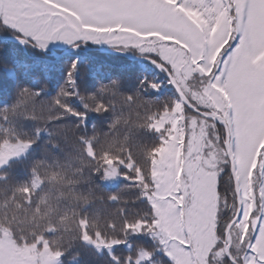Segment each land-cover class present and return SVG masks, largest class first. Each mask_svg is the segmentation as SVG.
<instances>
[{
  "label": "trees",
  "instance_id": "16d2710c",
  "mask_svg": "<svg viewBox=\"0 0 264 264\" xmlns=\"http://www.w3.org/2000/svg\"><path fill=\"white\" fill-rule=\"evenodd\" d=\"M83 31L92 32L85 28ZM120 31L123 32L121 28ZM0 33L25 37L2 22ZM132 35L130 39L146 41L140 35L135 34V38ZM28 39L31 44L24 46L0 38V57L11 58L9 67L17 72L33 62L47 61L51 80H43L42 76L38 80L22 77L21 84L42 87L53 97L60 89H67L73 111L79 113L86 111L80 97L92 95L94 89L99 90L111 80L119 82L124 95L131 93L134 98L127 101L119 94L104 96L100 102L109 111L87 110V121L57 112L55 106L43 113L37 110L33 117L32 106L11 110L10 105L18 99L15 83L0 85V152L12 145H27L22 156L0 168V239L7 240L17 250L35 248L59 253L57 264H165L171 254L169 245L159 236L154 200L157 204L160 199L156 197L158 180L154 171L159 151L178 130L173 125L175 119L169 116L181 109L187 116L201 117L183 105L162 70L147 61H135L98 49L107 46L148 57L136 47L122 50L104 42L77 39L69 47L85 42L89 50L56 57L55 52L61 54L68 47L47 46L49 50L44 53L38 49L41 41ZM142 46L148 50L153 45ZM69 71L74 84L68 82ZM172 74L175 76L174 70ZM152 83L157 85L156 90L151 88ZM185 93L200 107L190 93ZM209 123L212 137L223 148L225 162L221 163L217 190L215 234L218 242L206 263L232 264L223 250V241L237 211V195L224 147L225 129ZM37 125L48 129L38 139ZM189 131L185 133L186 139ZM236 162L244 202L251 194L243 184L237 159ZM259 162L260 159L253 165L256 170L254 206L249 199L247 210L232 230L231 254L240 264H264L253 249L264 225V200L258 192V185L264 180L259 177ZM110 164L120 176L116 184L105 180ZM85 233L90 240L83 238Z\"/></svg>",
  "mask_w": 264,
  "mask_h": 264
},
{
  "label": "snow or ice",
  "instance_id": "6c2138e0",
  "mask_svg": "<svg viewBox=\"0 0 264 264\" xmlns=\"http://www.w3.org/2000/svg\"><path fill=\"white\" fill-rule=\"evenodd\" d=\"M49 3L50 0H33L31 3L5 5L13 9L15 20L10 21L0 12V22L20 36L35 37L36 40L43 33L56 39H66V33H71L77 39L104 42L122 50L136 47L149 57L150 65L165 73L170 83L174 79L173 65L177 61L191 65L193 70L196 61H199L201 67L211 69V74L204 77L203 73L192 71L191 75L200 76L206 83L207 92L216 98V105L228 117L233 138L249 125L253 114L259 117V135L248 138L247 149L250 155L264 160V155H261L264 154V142H258L264 139V0H59L51 7ZM188 9L191 11L186 16L184 13ZM193 12L203 24L192 22L189 17ZM218 21L222 22V32L213 38L210 34ZM85 27L105 30L119 38L99 37L95 32L85 33ZM120 28L141 35L153 33L161 38L152 35L148 41L138 42V38H129V31L121 32ZM18 40L21 44L25 43L19 37ZM143 44L153 45L155 51L145 53ZM39 47L46 50L47 44L40 42ZM218 48V58L212 64L210 61L217 55ZM11 63V58L0 57V85L12 86L15 83L18 99L10 105L11 110L32 106L33 117L37 110L43 113L55 106L57 112L70 113L78 121H87V110L109 111L100 102L104 96L119 94L127 101L134 98L131 93L124 95L119 82L111 80L99 90L94 89L92 95L80 97L86 111L79 113L73 111V101L67 89H60L53 97L42 87L36 89L20 83L22 77L38 80L42 76L43 80H51L47 61L33 62L18 72L9 67ZM67 76L68 82L74 84L71 71ZM150 86L154 90L157 88L155 83ZM221 92L224 95H220ZM232 124L236 127L232 128ZM43 131L48 129L37 125V139ZM108 175L114 176L115 171ZM83 238L86 241L91 239L86 233ZM181 245L188 246L183 239ZM165 264H179V261L175 255H169Z\"/></svg>",
  "mask_w": 264,
  "mask_h": 264
},
{
  "label": "rangeland",
  "instance_id": "374dc122",
  "mask_svg": "<svg viewBox=\"0 0 264 264\" xmlns=\"http://www.w3.org/2000/svg\"><path fill=\"white\" fill-rule=\"evenodd\" d=\"M19 2L31 3L33 0H0V12L7 16L10 21H14L13 9L10 6L5 7V5ZM57 2L59 0H50L49 7ZM184 14L188 15L187 10ZM189 18L192 19L194 24L198 22L203 24L195 12ZM222 27V22L218 21L210 35L216 38L217 33L222 32ZM91 31L103 33L98 35L99 37H113L112 33L104 34L106 32L100 30ZM128 31L130 32V30ZM132 34V38H135V34L140 33L133 31ZM144 35L143 39L146 41L152 35H156L157 39L161 38L153 33ZM66 36V39H56L50 38L47 33H43L40 35L39 40H36L35 37L31 39L45 42L49 47L64 48L69 47L77 40L71 33H66ZM153 51H155L154 46H150L148 50L144 48L145 53ZM219 51L220 49L218 48L217 55L213 57L210 63L214 64ZM140 53L143 54L141 51ZM259 63L260 61L257 60V64ZM173 70L185 91L190 93L198 106L216 112L228 119L223 110L216 105V98L207 92V85L200 76H196L194 80L191 79L194 76L191 75L192 71L201 72L204 77H208L211 74V69L201 67L199 61H196V67L193 70L191 65H187L183 61H177L173 65ZM180 73H184V75H180ZM220 95H224V93L221 92ZM214 105H216L215 111L212 110ZM169 117L175 119L173 125L178 130L171 134V141L159 151V161L156 164L157 170L156 172L154 171V176L158 180L156 197L159 195L162 197L157 204L154 200V205L157 209L159 236L165 245H169L170 254L175 255L179 264H207L206 260L209 253L218 242L215 234L218 220L217 190L222 164L225 162L224 151L217 139L212 137L208 120L193 115L187 116L181 109ZM180 127H185V131L179 129ZM231 127L235 128L236 125L232 124ZM188 129L190 131L187 134L188 139H186L185 133ZM259 131V117L253 114L249 125L242 128L240 134L233 138V146L239 162L238 165H240L243 184L247 186L251 194L250 198L243 202L244 212L248 208L249 202L247 201L249 199L252 200V206H254L253 189L255 182L253 181L256 178L253 173L256 170L253 165H257L258 163L256 162L259 159V177L264 180V160L256 155H250L247 149L248 138L253 135L258 136ZM258 142H264V139H260ZM22 145L25 144L12 145L0 152V168L5 166L9 160L24 154L26 147H20ZM113 170L115 175L109 177L108 174ZM119 179L120 176L117 173V169L110 164L105 173L106 182L116 184ZM258 186L260 187L258 190L259 197L261 200L263 197L264 200V182ZM182 239L188 245L187 247L181 245ZM1 240L0 264H57L60 261L59 255L47 249L17 250L7 240ZM253 249L257 259L260 262H264V225ZM219 252L222 251L219 250Z\"/></svg>",
  "mask_w": 264,
  "mask_h": 264
},
{
  "label": "water",
  "instance_id": "95a60500",
  "mask_svg": "<svg viewBox=\"0 0 264 264\" xmlns=\"http://www.w3.org/2000/svg\"><path fill=\"white\" fill-rule=\"evenodd\" d=\"M6 40H11L17 43H20L18 38H12V37H3ZM19 39H23V38H19ZM25 41V43H23L22 45H28L30 44L28 40L23 39ZM21 44V43H20ZM80 49H88L86 44H82V45H78L75 47H72L70 49H67L64 51L63 54L66 53H70V52H74V51H78ZM102 52H106V53H112V54H116V55H121V56H125L129 59L132 60H144V61H149V59L146 58H142V57H138V56H134V55H130L121 51H117L114 49H110V48H101L100 49ZM56 56H61L56 54ZM172 84L175 85V89L178 93V95L180 96L181 100L183 101V103L193 112L197 113L198 115L206 118V119H210L216 123H219L220 125L224 126L225 130H226V141H225V147H226V151L228 153V156L230 158L231 161V171H232V175L234 178V182H235V188H236V192H237V196H238V211L237 214L235 216V218L233 219V221L229 224V226L226 229V237L227 239L230 241V244L227 245V242L224 243V248H225V252L227 257L232 261L233 264H238L232 257H231V253H230V249H231V229L232 227L235 225V223L238 221L240 215H241V199H240V185H239V180L237 177V173H236V169H235V160H234V155H233V151L231 149V136H230V131H229V126L226 122V120L222 117H220L219 115L212 113V112H205L202 111L198 108H196L195 106H193L191 104V102L189 101V99L186 97V95L184 94V92L182 91V89L180 88V86L178 85V83L176 82L175 78L172 80Z\"/></svg>",
  "mask_w": 264,
  "mask_h": 264
}]
</instances>
